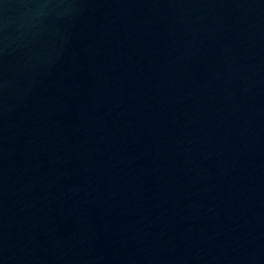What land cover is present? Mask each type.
<instances>
[{"label":"water","instance_id":"obj_1","mask_svg":"<svg viewBox=\"0 0 264 264\" xmlns=\"http://www.w3.org/2000/svg\"><path fill=\"white\" fill-rule=\"evenodd\" d=\"M0 264H264V0H0Z\"/></svg>","mask_w":264,"mask_h":264}]
</instances>
